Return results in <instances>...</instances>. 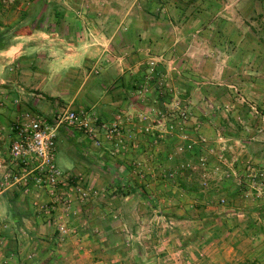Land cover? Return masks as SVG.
Wrapping results in <instances>:
<instances>
[{
    "label": "crops",
    "instance_id": "1",
    "mask_svg": "<svg viewBox=\"0 0 264 264\" xmlns=\"http://www.w3.org/2000/svg\"><path fill=\"white\" fill-rule=\"evenodd\" d=\"M46 2L50 5V15L45 20H18V24L30 25V28L11 34L7 43L0 46V155L9 149L14 137L11 128L25 112L52 119L68 108L76 113L90 112L100 122H109L116 113H124L131 119H126L121 137L124 150L114 152V145L102 136L105 144L93 145L91 162L77 161L69 172L74 182L89 185L94 191L89 204L76 206L75 214L71 215L74 220L70 216L74 234L71 232L60 239L36 213L23 212L19 206L26 200L21 193L16 200L14 191L0 199V231H4L0 249L6 251L4 257L0 255V264H57L59 260L63 263L73 256L68 254L72 249L75 251L72 264H132L128 259L134 251L137 264H229L237 256V245L242 239H248L251 244L247 254L264 259L254 248L258 245L264 254V215L257 211L262 202L237 194L238 203L225 212H237L241 227L231 226L228 220V227L220 237L209 240L212 225L208 224L209 218L203 217L197 221L201 227L196 236L193 232L196 217L188 212L195 203L194 195L180 190L175 179L171 183L162 177L165 165L161 158L173 152L175 141L160 142L152 134L156 131L154 127L149 134H137L132 122L133 119L138 123V115L145 108L157 111L161 100H155L156 93L144 102L137 99L136 90L144 82L140 76L146 64L156 61L155 69L161 72L166 69L162 59L168 56L171 58L168 65L173 64L177 70L183 66L188 74L210 78L214 68L203 51L212 48L210 38L214 36L222 49L230 51L224 56L226 64L217 70L221 72L222 82L216 86L202 83L206 86L201 99L205 106L222 104L221 111L225 114L217 116L218 112H214L209 117L198 112L193 119L197 127L219 134L225 133L226 123L233 120L239 122L235 121L240 126V136L247 134L246 125L253 121L257 131V121L264 120V78L258 76L264 68L244 66V61L245 55L254 53L264 59V50L258 54L248 48V41H241L237 31L228 29L230 24L226 20H162L160 12L181 13L175 2L165 9L163 0ZM172 21L176 31L171 27ZM213 24L216 28L223 24L224 29L212 32L209 27ZM244 73L248 76L245 80ZM184 82L189 88L190 80L185 78ZM174 85L178 91V84ZM256 131L246 136L248 141L238 138L242 157L234 160L241 163L238 167L242 170L247 163H253L258 169L262 167L258 162L264 158V133L258 136ZM73 132L61 129L58 136L63 138ZM79 138L76 140L82 142ZM251 141L262 146L250 150ZM167 142L169 147L164 146ZM5 166L0 156L2 183ZM177 167L171 163L168 168L174 171ZM223 183L235 191L231 180ZM230 188L226 187L220 196L231 194ZM40 198L47 200L44 195ZM247 205L255 207L248 209ZM216 213L205 209L209 216ZM152 219L156 225L148 235L146 231L151 228L148 225ZM162 222L165 225L159 226ZM214 222L217 226L221 224L218 219ZM163 226V230H158ZM259 230L260 235L251 236ZM7 232L11 234L6 236ZM150 236L153 242L148 243L151 245L148 248L144 239ZM130 239L138 240L139 245ZM147 248L152 250L151 254L145 251ZM179 248L183 254L177 256ZM198 257H203V261Z\"/></svg>",
    "mask_w": 264,
    "mask_h": 264
},
{
    "label": "rangeland",
    "instance_id": "2",
    "mask_svg": "<svg viewBox=\"0 0 264 264\" xmlns=\"http://www.w3.org/2000/svg\"><path fill=\"white\" fill-rule=\"evenodd\" d=\"M172 1L175 2L174 4H176L178 8H180L181 13L177 10H176L177 15L172 14L167 10L165 11L164 14L160 12V15L162 14L163 16L162 20H189L192 18L193 19L197 18L195 20H206L205 18H207L208 20H226L230 24L228 26V29L229 28L232 29V32L237 31V34L241 36V39H240L241 41L242 40L246 42L248 41L247 42L249 44L248 48H252L253 50L258 51V54H260V52L264 50V7L262 4L264 3V0H172ZM37 2L38 0H0V27H3V32H5L7 35L4 38L3 42H5L7 38L9 39L10 37H12L11 34H13V32L17 30V28L20 27V24H18L19 23L18 20H23V21L24 20H35V19L45 20L44 18H47L48 14L50 15V5H46L47 4L46 0H40L38 3ZM173 2H170L169 0H163V4H162V6H164L163 9L167 8V5H169L170 3L173 4ZM260 16H262L263 19ZM223 26H224L223 24H220L217 26L218 28H216L215 24H213V25H210L209 29L212 32H214V29H215L217 32V30L221 31L222 29H224ZM171 27L172 29L176 31L177 29L176 24L173 21H172ZM203 33L206 34V31ZM257 43L259 45H257ZM219 44L220 42L216 41L215 37L212 36V38H210V46H212V48L203 51V54H207V56L206 55H203V56L208 57V59L211 62L210 67L212 66L214 68L212 69V73H211L212 78L205 77L206 79H203L204 76L200 74L199 75L188 74L187 70L183 66L180 68V70H177L173 64L168 65L171 58L167 56V57H163L162 59L163 63L166 64L165 65L166 69L162 70L161 72H157L158 74L155 73L156 71L155 69L153 75L152 74L149 75V63L153 61L156 64V61L151 60L146 64V67L144 68L140 76L144 79L143 80L144 82H142L141 85L138 86L136 90V96L138 97L137 98L138 100L143 101V102L146 98H154V96H152L153 93L157 94L156 95L157 97L155 98V100H158V94L161 97H163L162 102L164 105L163 104L162 105L163 107H165V110L163 111V114H162L163 117H162L161 122L164 124V127L162 128L164 132L162 133V138L160 137L158 138L157 136L156 138L157 140H160V142L162 141L163 143L164 141L170 140V139L173 140V142L175 141L173 152H167L161 158V162L163 163V166L165 165V168L163 169V174H162L163 179H167L168 182L172 183L173 180L171 179L176 178L175 177L176 169H174L173 171L168 168L170 167V164H171L169 160L174 159L175 161L173 162H178L179 164H181L180 165L181 167L179 166V169H182L183 166H187L188 169L190 168L193 171L192 176L195 177V181L201 184L203 187L207 188V191L205 192L202 191L203 194L206 195L209 192L208 188L213 189L211 191L214 193L213 195L214 199L212 200V202L210 201L208 203L209 204L207 206L208 211L209 212H220L223 215L229 214L225 218L227 220L230 219L229 221H230L231 226L235 227L239 225L241 227L238 221L237 212L235 213L232 211H231L232 213L225 212L226 210H230L231 208H234V206H236V203H238L235 191H233L232 188L227 186L228 189L229 188L230 190L232 189V192H230L232 195H228V196L227 195L220 196V195L225 193V190H226L227 184L223 183L224 180L225 181L231 180L234 186L246 192L245 188H240L237 185V183L235 182V177L233 176L234 173L241 175L242 172L245 170V168L242 170V168H240L241 166L238 167V165L241 163L240 162L239 164L236 163L234 159L235 157H238L240 159L242 157L241 151L238 149L241 145V142H239L238 138L244 137L243 139L248 141V138L246 136H251V134H253V131L254 130L256 131V129L253 127L254 121L252 124L246 125L247 127H249L247 128V130H245L247 134L245 133L246 134L245 136L243 134L240 136L239 134L241 132L240 126L235 123V121L237 120L235 121L233 120L234 122L228 121L226 123L227 130H225V133L223 132L224 134L220 133L221 134L220 135L219 133H216L214 130L210 132L201 126L197 127V121L193 119V117L195 116V113L197 115L198 112L199 113L204 112L209 117H212L214 112H218L216 114L217 116H224L225 114L224 112H222L223 111L222 109L224 108V106L222 107V104L220 105L218 102H216L215 104L212 105V107L210 105L205 106L201 99L202 98L201 92L202 90H204L203 87L206 86V85H203L202 83L210 82V83H207V86H208L211 83L215 85L217 83L222 82L221 72L217 70H219L221 66H224V64H226L227 59H225L224 56L230 51V49L228 48L225 51V49L224 48L222 49L219 46ZM164 50L166 49L164 48ZM247 50L250 51L249 49ZM164 55L166 56V52H164ZM258 59H259V63L257 61ZM262 61H264V59L261 56L256 55L255 53L251 54V56L245 55L244 66L252 64L258 67L263 66L264 68V62ZM213 63H214V66L212 65ZM183 68L186 70V72L185 70L183 71L181 70ZM178 74H180V76H183L181 78H184V79L186 78L188 81L190 80V82H188L191 85V86L189 85L190 89L188 88V89L181 90V91L175 90L176 86L174 85V83L176 82L175 78L178 76ZM258 76H263L262 78H264V72L263 73L259 72ZM244 77H248L246 73L243 74V78ZM243 80H245V78ZM194 87L195 89H193ZM140 90H141V93H139ZM165 94H167L168 96L164 97ZM177 102L179 103V108L187 107V110H188L187 123L184 126V130L179 133L176 132L177 129H175L176 128L175 124H173L174 122L173 119L179 117V114L175 116V114L177 113L174 112V111H177L179 113L178 109H175V103ZM192 107H194V109H190ZM231 109L234 110V107ZM80 112H84L88 114V116H90L91 118L95 117L90 112L87 113L85 111H79L77 113H80ZM146 113L148 114L147 116L149 120L148 121L146 120V124H143L142 118L145 117ZM156 113L157 111H152V110L149 111V110H146L145 108L138 115V123H136L132 119V122L134 124L133 127L135 128V130H137V134H144V133H139L138 129L152 124L153 123L152 121L154 119H157L156 118L157 115L155 117ZM117 114H120L122 118V124H121L120 132H119L120 136L118 137V140H106L107 142H111L114 145V150H115L114 152L116 153L125 149V144L123 140L121 139V137L123 135L124 124L126 122V119L127 118H129V120L131 119L130 117L126 116L124 113H116L114 115L116 116ZM259 121H257V125L259 127L256 131L259 134L258 136L264 133V120L260 119ZM206 125H208V122ZM170 126H173L174 130H169L168 128ZM150 128L152 127L150 126ZM260 130L261 132H259ZM73 133L74 134L69 133L68 135H65L63 138L59 134L58 139H57L55 163L58 169L62 171L63 173H68L70 171H73L74 165L77 163V161L83 160L87 164L91 162L92 160L91 151H93V148H94L93 145L95 147H101L103 144H105L101 140L103 133L100 134L101 135L100 136V140H101L100 146H97L92 139H90L89 137H87V135H85V133H81V132H73ZM149 133H151V131L148 132V134ZM77 137L78 138L80 137L79 139L82 140V142H78V140H76ZM155 142L158 143L159 141H155ZM254 142L251 141V145L250 146L248 145L250 147V150L251 148H255V147L258 148L262 146V145L258 146L256 145V142L255 143ZM169 144L170 143L167 142V144H164V146L167 145L169 147ZM187 144H192L191 149H189V151L191 152V158L190 157L187 158V156L185 155L186 151H184L185 150L184 148H186ZM259 144H262V143L259 142ZM168 147H166L167 150H168ZM180 147L183 148L182 151L179 150ZM258 150H260V148ZM0 156L4 160V163H6L7 168L5 166V171H4L6 173L7 170L9 169L7 152L4 154H1ZM185 162H188V164L185 165ZM201 163H204L206 167L205 168L201 167L199 165ZM258 164H260L262 166L261 168L264 169V158H262V162L261 163L258 162ZM246 165L253 166L256 169V171L261 170L260 172H263L262 171L263 169L261 168L258 169L255 165H253V163L251 164L247 163ZM199 168L202 170L201 172L198 170ZM85 173L87 175L88 172H85ZM171 174H173V177H171ZM228 174L229 176H227ZM191 180L192 179L190 178V181ZM168 182L166 183L168 184V186H170L171 183H168ZM1 184L3 183L0 178V191H1L0 199H3L5 196H8L9 193L11 194V192L15 190V188H6L5 186H1ZM79 186L80 188H82L83 191H85L87 196L84 197L85 198L84 201L80 202L81 204L77 202L75 204L74 209L79 204L80 206L81 205L84 206V204L86 203L89 204L91 202L90 201L92 198L91 196L92 194H94V191L89 189V185H84L81 183ZM248 192L251 193L248 197H245L244 193H241V194L245 198L253 197L254 200L258 201V203L262 202V205L259 206V208H257V211L261 215H264V206H263L264 191L259 193L258 195L259 197H256L257 193L254 190L250 189L248 190ZM216 194H219V197L217 199H215ZM221 199H223L225 202L220 203ZM197 200L198 199L196 198L193 208L189 209L188 211L190 215H193V216L195 215L196 217L195 221L197 224L195 225V229H193L194 230L193 232L194 233L196 232L195 233L196 236H197V232L200 230L198 228L201 227V225L198 224L197 221L198 219L200 220L203 218V217L200 218L202 216V214L200 213L202 212L200 208L201 201L199 200L197 201ZM185 204L186 202L183 204V206ZM247 207L248 209H251L252 207L254 208L255 206L247 205ZM19 208L25 213H30V212L36 213L37 216H39V219L42 220L44 224L52 228L51 222L49 223L46 217H43L39 213L35 212V210L31 207L29 200H26L25 203L19 206ZM71 217H72V220H74L73 216ZM149 219L150 218H147L148 221ZM153 220L154 219H152L151 223H149L148 225L151 227V228H148L146 231L148 235L152 234L153 229H154L153 227L156 225L155 221ZM165 223L168 225V221H166ZM68 225L74 228V226L70 224V218L68 220ZM161 225H165V224L162 222L159 226ZM211 225L212 227L210 229H212L213 226L214 227L217 226L214 220ZM163 228L165 227L164 226L162 228L160 227V229L158 230H163ZM3 232L4 231H0V241H1V236L3 235ZM10 234L11 233L7 232L6 236H9ZM71 236H74V235H71ZM152 239L153 238H151V236L148 239H144V241H146V246L148 248L151 247V245H149L148 243L152 244L153 242ZM130 240L133 244L136 243L135 244L136 246L139 245L138 240H136V242L134 241V239H130ZM237 246H238L237 256L230 263H233L235 261H242L247 258H253L251 257V255L247 254L251 249L250 247L251 244H249L248 239H242L238 243ZM257 246H255L254 248L258 250L257 254L260 255L262 253L261 252L262 250H261V247L259 246L257 247ZM148 248L145 251L151 254L152 250H149ZM74 252L75 251L73 249L70 250V252L68 251L69 256L70 255H73V256L68 257L67 261H64L63 263L59 260L57 261V264H72L71 261L75 260ZM93 252L94 254H97L96 250H94ZM206 252L208 253V250ZM4 253L6 254V251L3 252V249H0V255L2 254V256L4 257L5 256ZM135 254H136V251H134L133 257H131V259H128V261L131 260L132 264H137L136 260H134ZM176 254L177 256L183 254V251L181 250V248H179V250L176 251ZM198 258L201 261H203V257H198Z\"/></svg>",
    "mask_w": 264,
    "mask_h": 264
},
{
    "label": "built area",
    "instance_id": "3",
    "mask_svg": "<svg viewBox=\"0 0 264 264\" xmlns=\"http://www.w3.org/2000/svg\"><path fill=\"white\" fill-rule=\"evenodd\" d=\"M155 67V62L149 63V75H153ZM175 108L180 110L175 123L176 132L179 133L184 130L188 113L187 107L179 108L178 102ZM147 115L142 118L143 124L149 120ZM162 117V114H157L152 124L138 129L139 133L150 132L151 126L155 128L157 137L162 138ZM121 124L120 114L109 122H100L96 117L91 118L84 112L76 113L68 108L61 110L52 119L25 112L11 128L14 137L7 151L9 169L3 176V186L20 190L35 212L51 222L60 239L71 232L74 234L75 228L68 225V220L74 214L75 204L84 201L87 194L80 188V184L74 182L69 172L63 173L55 163L58 133L61 129L85 133L100 146L101 133L105 140H118ZM168 129L174 130L173 126ZM191 147L192 144H187L184 151ZM182 149L180 147L179 150ZM199 165L206 167L204 163ZM233 176L237 185L246 189L245 197L251 194L248 192L250 189L257 193L256 197L264 191V172L256 171L253 166H246L241 175L234 173ZM42 195L47 200H42Z\"/></svg>",
    "mask_w": 264,
    "mask_h": 264
},
{
    "label": "trees",
    "instance_id": "4",
    "mask_svg": "<svg viewBox=\"0 0 264 264\" xmlns=\"http://www.w3.org/2000/svg\"><path fill=\"white\" fill-rule=\"evenodd\" d=\"M263 4V7H264V3H262ZM58 16V15H57ZM262 19H263V17L262 16H260ZM30 28V25H20V27L19 28H17V30H15L14 32H13V35L14 34H16V33H19L20 31H22L23 29H29ZM6 29V28H5ZM7 35H6V33L5 32H3V27H0V46H2V45H4L5 43H7V39L5 40V42H3L4 41V38L6 37ZM263 41V40H262ZM1 49V48H0ZM158 71H155V73H157ZM158 74V73H157ZM175 80H176V84H178V91H181V90H185V89H187L188 88V86H187V84H186V82H184V79L183 78H181V77H179V76H177L176 78H175ZM143 81V80H142ZM152 82V81H151ZM186 88H185V87ZM166 96H168L167 94H165L164 95V97H166ZM173 97V96H172ZM162 98L163 97H161L159 94H158V100L159 99H161V100H159L160 101V104L159 105H157V113H156V115L157 114H163V111L165 110V107H163V102H162ZM163 104V105H162ZM175 109H177V108H175ZM179 111V113H180V110H178ZM175 113H177V114H175V116H177L179 113L177 112V111H174ZM187 112H188V110H187ZM156 115H155V117H156ZM178 118V117H177ZM177 118H174L173 120H174V122H173V124H175L176 123V120H177ZM172 124V125H173ZM152 134H154L155 135V137L157 136V132L155 131H153L152 132ZM185 155L187 156V158H191V152L189 151V150H186V153H185ZM189 155V156H188ZM171 163H175L176 165H178L179 163L178 162H173V161H175L174 159H171V160H169ZM188 164V162H185V165H187ZM181 164H179L178 165V167H177V169L175 170V181L178 183L177 185H178V187H179V189L180 190H183L185 193H188V194H191V195H194V197H195V199L197 198L199 201H201V205H200V208H201V210H202V212H200L201 214H202V216L200 217V218H202V217H206L207 219H208V217H210L209 218V222H208V224L210 223V224H212L213 223V220H215V219H218V220H220L221 221V224H220V226H215V227H213L212 229H209V233H210V235H211V237L210 238H208L209 240H211L212 238H217V237H220V235L222 234V231L223 230H226L227 229V227H228V223H227V219L225 218L226 216H224L223 214H221L220 212H218V213H216V214H213V215H211V216H209V215H207V214H205V209L207 208V206L209 205L208 203L211 201L212 202V200L214 199V197H213V195H214V193L211 191V190H213L212 188H208V193L205 195V194H203L202 193V191H207V188H205V187H203L201 184H199L198 182H196L195 181V177L194 176H192V173H193V171L189 168H187V166H183L182 167V169H179V166H180ZM181 167V166H180ZM200 172L202 171L200 168L198 169ZM180 173V174H179ZM171 177H173V174H171ZM190 178L192 179L191 181H190ZM203 184H205V183H203ZM230 184H232L233 185V183L231 182ZM200 186V187H199ZM227 187V186H226ZM236 187V186H235ZM238 189V190H237ZM237 190V191H236ZM14 191V194H13V196H14V198H15V200L16 199H18L19 198V196H20V193H21V191L20 190H17V189H15V190H13ZM235 194L237 195V194H240L241 195V193H244V191L243 190H241V189H239L238 187H236V189H235ZM229 195H232V194H229ZM215 199H217L218 197H219V194H216L215 195ZM25 200H27L26 198H25ZM24 200V201H25ZM197 200V201H198ZM221 200H223V199H221ZM221 200H220V203H221ZM225 202V201H224ZM204 215V216H203ZM222 219V220H221ZM230 220V219H229ZM249 225L250 224H246V226L247 227H249ZM229 231H231V230H229ZM260 233H262L260 230L259 231H256V232H253L252 233V235L251 236H257V235H260ZM208 240V241H209ZM261 252H263V251H261ZM261 256H262V258H264V254L262 253V254H260ZM261 259V258H260ZM258 257H255V258H247V259H245V260H242V261H235V262H233V263H229V264H264V259H262V260H260Z\"/></svg>",
    "mask_w": 264,
    "mask_h": 264
}]
</instances>
